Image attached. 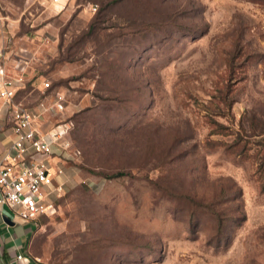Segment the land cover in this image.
<instances>
[{"label":"rangeland","instance_id":"374dc122","mask_svg":"<svg viewBox=\"0 0 264 264\" xmlns=\"http://www.w3.org/2000/svg\"><path fill=\"white\" fill-rule=\"evenodd\" d=\"M0 3L6 65L38 74L19 99L69 123L33 254L264 264V0Z\"/></svg>","mask_w":264,"mask_h":264},{"label":"built area","instance_id":"2783aa9c","mask_svg":"<svg viewBox=\"0 0 264 264\" xmlns=\"http://www.w3.org/2000/svg\"><path fill=\"white\" fill-rule=\"evenodd\" d=\"M52 1L61 7L66 3V0ZM2 8L0 3V10ZM10 40L11 37L5 35L0 41V97L12 113L16 139L7 148L0 144V203L8 204L24 220H35L55 211L56 197L61 195L62 185L55 184L48 157L54 152V143L61 137L60 143L64 148L70 145L64 136L69 123L60 124L61 129L51 130L48 137L36 124V116L40 115L23 101L15 99L23 78L13 75L6 67L4 53ZM43 84L48 87L50 81L45 80ZM64 105L61 94L52 101L43 99L40 102L44 111L62 109ZM28 153L33 160H28Z\"/></svg>","mask_w":264,"mask_h":264},{"label":"crops","instance_id":"0c3cea01","mask_svg":"<svg viewBox=\"0 0 264 264\" xmlns=\"http://www.w3.org/2000/svg\"><path fill=\"white\" fill-rule=\"evenodd\" d=\"M2 40L3 37L0 41ZM6 67L13 75L23 78L21 87L15 98L16 100L22 101L19 99L20 92H24L26 85L27 89L29 88L33 76L34 80L37 81L38 74L32 71V69L23 71V69H18V67L13 68L8 65ZM39 83H42V81ZM27 89L25 91H28ZM32 108L37 112L40 111L37 107ZM36 124L39 130L49 137V133H46L48 130L44 127L42 128L40 116H36ZM15 139L16 133L12 113L7 108L4 99L0 97V144L3 148H7L12 145ZM56 145L57 142L54 143V151H56ZM53 153L48 157V162L51 165V173L55 174L52 167ZM27 158L28 160H33V157L29 153L27 154ZM56 179L57 177L55 176L54 180L56 181ZM39 220L40 217L35 220H24L17 216L8 204L0 203V264H45L32 252V242L40 226ZM19 254H22L21 258Z\"/></svg>","mask_w":264,"mask_h":264},{"label":"trees","instance_id":"16d2710c","mask_svg":"<svg viewBox=\"0 0 264 264\" xmlns=\"http://www.w3.org/2000/svg\"><path fill=\"white\" fill-rule=\"evenodd\" d=\"M118 174H122V173H118ZM216 214H218V216L220 215V213H218V212H216ZM220 221H221V219H220ZM224 227H225V223L223 224V221H221L219 223V230L223 229Z\"/></svg>","mask_w":264,"mask_h":264}]
</instances>
